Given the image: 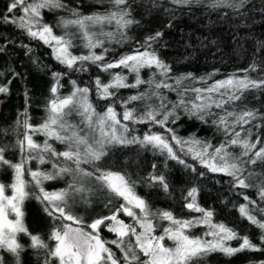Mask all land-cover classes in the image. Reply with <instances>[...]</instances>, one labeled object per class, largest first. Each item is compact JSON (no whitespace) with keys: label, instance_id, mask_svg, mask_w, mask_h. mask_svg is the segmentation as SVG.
<instances>
[{"label":"snow or ice","instance_id":"1","mask_svg":"<svg viewBox=\"0 0 264 264\" xmlns=\"http://www.w3.org/2000/svg\"><path fill=\"white\" fill-rule=\"evenodd\" d=\"M172 2L176 5H190L199 0ZM245 2L246 0H212L210 6L239 8ZM110 3L111 8L104 12L84 15L77 8L68 7L62 0H11L8 13H13L19 8L22 15L3 17L4 23L16 25L32 39L49 45L55 59L67 69L87 71L84 64L91 62L103 72L111 73L112 69L124 68L135 74L133 84H129L128 77L119 72L111 73L107 82L97 77L93 83L99 99H114L122 88L147 85L148 91L118 101L124 106L122 113L117 111L116 103L109 104L103 112H98L90 99L92 88L81 87L75 80H71L72 90L67 95H61V80L65 73L53 72L51 98L46 105L45 119L33 125L26 107L22 113L24 119L18 120L16 128L11 130L17 132L18 136L15 144L20 152L18 162L13 163L6 159L8 145L0 144V167L7 166L13 172L10 184L0 182V252L11 254L14 264H21V253L25 246L18 239L20 234L29 237V247L43 250V264H52L53 260L56 264H121V259L124 264H200L201 258L213 252L232 256L245 250L264 251V247H261L264 245V208L256 207L254 213L253 207L250 206H255L257 201L250 197L244 196L247 203L239 206V212L261 230L260 244L253 243L248 236H239L233 228L223 223H213L214 212L201 207L197 201V187L193 186L187 191L186 198L189 202L186 207L201 213V216L179 219L170 211L153 212L148 201L136 192L137 182L130 175L123 171H113L101 163L108 157L111 146L139 144L141 147H151L166 155L168 159L195 171L194 167L187 165L177 154L175 144L180 146V152L192 156L209 171L232 177L235 187L257 188L259 199L264 201V174L258 176L254 171H248L249 166H255L258 162L264 165V143L258 134L255 140L252 139V129L259 130L264 127L262 123H254L264 121V113L255 108H228L229 105L242 101L245 92L264 90V76L254 79L248 75L257 69V65L253 63L243 70V76L233 74L204 88H189L184 85L185 80L192 78L191 74L176 77L174 85L170 84L167 80L172 79L169 75L171 66L151 49L152 42L163 35L160 32L147 38L142 46L144 50L138 48L131 54L120 56L118 60L105 62V54L108 51L104 47L105 39L113 40L118 36L117 42H123L128 39L127 30L134 23H138L132 18L129 0H110ZM43 9H66L72 18L60 17L55 26L43 23ZM105 25H113L114 30L103 31ZM96 26H100L99 31L93 30ZM54 27L64 29L63 34L57 35ZM70 27L75 31H69ZM77 34L83 37V46L89 49L87 55H75L72 52ZM97 47L103 49L102 54L94 51ZM28 51L30 52L31 48H28ZM153 67L158 70L161 79H156V72L152 74L151 79H143L141 70ZM2 75L0 73V76ZM10 84L11 80L0 84V94H7ZM162 89L177 91L180 97L170 109ZM189 91L195 93L192 100L184 98ZM27 96L25 91V97ZM153 97L159 101L158 104L150 103ZM132 101L143 102V109L138 111L127 107ZM181 107L190 116L205 123L207 117H214L212 123L224 132V142L217 146L195 136L185 140L177 136L172 128H167L170 118L173 122L179 118L175 110ZM213 108L222 110L223 114L214 112ZM73 116H79V122H73ZM126 122L160 125L166 129L168 135L147 132L142 137H129L132 130ZM245 125L249 127L245 128ZM21 127L22 134L18 131ZM7 134V131L0 130V135ZM37 135L45 137L42 143L34 139ZM53 142L63 145L64 150L58 151ZM233 148L239 149V152L230 150ZM32 161L39 165L50 164L51 171L40 168L33 170L29 167ZM155 167L153 165V169ZM26 172L31 177L30 181L25 179ZM65 176L70 178L65 188L48 191L43 186L45 181L62 179ZM254 177L259 183L254 182ZM144 179L150 185L158 184L165 191L169 188L163 173L153 171ZM94 188L106 190L109 194L105 207H108L113 199H122L123 203L112 210L110 215L85 223L83 217L74 211V205L77 203V197L79 203H90ZM9 189L11 195L7 194ZM30 197L44 204L48 215L59 222L58 226H53L48 240L39 234L31 233L25 225L23 205ZM121 213L132 218L133 223H125L120 219ZM157 220L169 222L167 227H162L159 235L156 234L158 224L154 223ZM199 224L209 226L210 231L205 233L204 237L211 236V239L189 234L188 230ZM101 226L114 233L116 239H103L100 234ZM166 239L172 241L171 246L165 244ZM234 239L241 241L238 247L228 244ZM48 241L52 242L51 246ZM109 245H114L120 250L121 259L117 258ZM0 264H5L2 254ZM259 264H264V261Z\"/></svg>","mask_w":264,"mask_h":264},{"label":"trees","instance_id":"2","mask_svg":"<svg viewBox=\"0 0 264 264\" xmlns=\"http://www.w3.org/2000/svg\"><path fill=\"white\" fill-rule=\"evenodd\" d=\"M70 8H77L84 15H91L97 12H104L111 8L110 0H62ZM212 0H199L190 5H176L172 0H129L132 9V18L138 23H134L127 30L128 39L118 43L117 36L110 43L105 62L118 60L120 56L133 53L136 49L144 50L142 46L149 36H154L157 32L163 33L161 37L152 42L151 49H154L159 57L171 66L172 79L168 83L174 85L176 77H184L191 74L190 79L184 81V85L189 88H204L213 84L217 80L227 79L233 74L243 76L244 69H248L253 63L257 65L256 71L249 72L252 78L264 76V0H246L244 5L235 7H211ZM11 0H0V84L11 80L9 92L0 94V130L7 131V135H0V144L8 145L5 152L6 159L16 162L20 158L19 149L15 147L18 138L17 132L11 131L16 128V122L24 119L22 113L27 107L30 122L33 125L41 123L46 117V105L51 98L50 88L53 85V72L65 73L60 89L61 95H67L72 90L71 80H75L81 87H90V99L96 106L98 112H103L112 103H116L117 111L122 113L124 106L118 101L126 100L139 92L148 91L147 85L139 88H122L114 99L101 100L97 97L94 80L100 77L102 81L106 79L108 72L91 62L85 63L87 71H74L67 69L60 64L52 52L49 45L42 41L34 40L27 33L11 23H4L5 15L19 16L21 10L16 9L13 13H8L7 9ZM59 17L72 18L66 9H43L42 18L50 25H57ZM54 31L59 32L58 27ZM27 45L28 47H25ZM31 48V51H28ZM76 53V54H75ZM79 52H73L78 55ZM87 55V54H86ZM125 70V69H123ZM156 72V79H161L158 70L154 67L141 70V77L145 80L152 78ZM117 73V72H113ZM128 77L127 82H135L134 73L120 71ZM14 74H19L14 75ZM205 77V80H201ZM208 77H211L208 79ZM25 91L28 96L25 97ZM162 94L168 102L169 109L180 97L177 91L172 89H162ZM195 93L189 91L185 94L186 100H192ZM154 105L159 101L153 97L150 101ZM127 107L135 108L138 111L144 107L143 102L132 101ZM235 107L237 110L247 108L259 109L264 113V90L256 89L245 92L242 101L229 105V110ZM176 115L179 117L172 121L170 118L167 128H172L176 135L187 140L195 136L199 140L208 141L213 145H219L225 140V134L212 123L214 117H207V122H202L194 116H190L185 110L177 108ZM214 112L223 114L222 110L213 108ZM74 117V116H73ZM72 117V120L76 121ZM77 119L79 116H75ZM132 130V135L143 136L147 132L164 133L168 135L165 128L152 123L126 122ZM262 123L264 121H255ZM249 127L248 125L244 126ZM239 131V127H237ZM19 133L22 134L21 127ZM252 139L255 140L257 134L261 142L264 143V127L259 130L253 128ZM22 138V135L20 136ZM39 142L40 135L34 137ZM54 146H63L58 142H53ZM174 144V142H173ZM177 154L185 160L187 165L195 168L185 167L175 160L168 159L166 155L160 154L151 147H141L139 144L127 146H111L108 157L103 166L113 171H123L137 182L136 192L142 196L153 212L170 211L176 218L193 219L199 218L201 213L194 212L186 207L189 202L187 191L195 186L199 189L197 201L205 209L212 210L214 216L213 223H223L233 228L239 236H248L253 243L260 244L261 230L252 225L239 212V206L247 203L244 196L257 201L253 207L264 208V201L259 199L257 188L252 187L242 189L235 187L233 178L223 173H213L201 165L198 160L190 155L179 151L178 145L174 144ZM259 147V145H258ZM239 152V149H230ZM32 163L29 166L32 167ZM155 165V169H153ZM50 165H42L43 170H50ZM88 168L90 166L84 165ZM10 168L0 167V182L8 184L10 182ZM163 173L169 183V188L165 191L158 184L150 185L145 182V177L152 173ZM248 171H254L258 176L264 174V165L259 162L255 166H249ZM202 173V175H201ZM25 179L31 180L26 175ZM68 177L62 179L45 181L46 190H59L65 188ZM254 182L259 180L254 177ZM34 190V189H30ZM109 199L106 190L96 189L90 196V200L95 203L91 209L75 210L76 214L83 217L85 223H91L93 219L110 215L112 210L123 203L122 199H113L112 203L105 207ZM24 222L29 231L39 234L45 240L53 229L59 224L45 211V205L34 197L25 200L23 205ZM120 219L125 223H133L132 218L120 214ZM259 218V216H258ZM156 234H161L162 227L169 225L168 221L157 220ZM139 231V229H138ZM208 225L199 224L188 230L189 234L204 237L209 232ZM101 237L105 240L116 239L111 233L101 226ZM211 239V236L204 237ZM19 241L25 246L21 253V264H43V250L29 247L30 239L24 234H20ZM170 240H165L166 245H170ZM50 246L51 241H48ZM241 241L234 239L228 244L238 247ZM121 259V252L114 245H109ZM264 247V245H261ZM5 257V264H14V258L9 253L0 252ZM8 257V259H7ZM264 261V251L254 252L245 250L232 256H227L221 252H213L201 258L200 264H259ZM52 264H56L53 260ZM121 264H124L121 259Z\"/></svg>","mask_w":264,"mask_h":264},{"label":"rangeland","instance_id":"3","mask_svg":"<svg viewBox=\"0 0 264 264\" xmlns=\"http://www.w3.org/2000/svg\"><path fill=\"white\" fill-rule=\"evenodd\" d=\"M21 15H22V11H21ZM43 23H45L44 22V20H43ZM59 28V32H57V31H55L56 32V34L57 35H60V34H63V31H64V29H62V28H60V27H58ZM69 31H75V29H73V28H69L68 29ZM94 31H99L100 30V26H96L94 29H93ZM114 30V26L113 25H105L104 27H103V31H105V32H107V31H113ZM114 40V39H113ZM113 40H108V39H105V42H104V47L105 48H109L110 47V43L113 41ZM74 45H75V48H77L78 50H80V51H82L81 53H85V54H88L89 53V49L88 48H86V47H84L83 45H84V40H83V37L82 36H80L79 34H77V37H76V39L74 40ZM97 54H102L103 53V49L102 48H99V47H97L95 50H94ZM129 54H131V53H129ZM126 55V54H125ZM124 68H116V69H112L111 70V73H113V72H120V71H125V73L127 74L128 72H130L128 69H125V70H123ZM111 73H107V75H106V79H104V82H107L110 78H111ZM125 75V74H124ZM128 75V74H127ZM135 75V74H134ZM134 78H135V76H134ZM135 80V79H134ZM76 121H74V120H72L73 122H79V119H80V117L77 119L75 116L73 117ZM72 119V118H71ZM45 139V137H43L42 135H40V139H39V142H43V140ZM58 151H62V150H64V146H58V149H57ZM16 162H18V161H16ZM13 163H15V162H13ZM50 165V164H49ZM83 167H84V165H82ZM29 167H31V166H29ZM50 167V170H48L47 169V171H51V165L49 166ZM33 170H35V169H37V168H40V169H42L43 170V168H42V165H39L36 161H33V163H32V167H31ZM10 182L8 183V184H10L11 182H12V179H13V172H12V170H10ZM26 175H27V172L25 173V177H26ZM65 177H67V176H65ZM62 180H63V178H62ZM70 181V178L68 177V180L66 181L67 183H66V185H65V187H67V184H68V182ZM95 188H94V192H95ZM50 191H55V190H50ZM7 194L8 195H11V190L9 189L8 191H7ZM94 202H93V200H90V203H88V204H84V203H79V197H77V203L74 205V209L75 210H83V209H91V208H93V206H94ZM170 242V245H172V241H169ZM7 259H8V257H7ZM22 259V258H21Z\"/></svg>","mask_w":264,"mask_h":264},{"label":"bare ground","instance_id":"4","mask_svg":"<svg viewBox=\"0 0 264 264\" xmlns=\"http://www.w3.org/2000/svg\"><path fill=\"white\" fill-rule=\"evenodd\" d=\"M20 10V9H19ZM43 11V10H42ZM60 17L57 19V23L59 21ZM43 20V18H42ZM46 23V22H45ZM72 52H79L78 55H86L85 53H81L82 51L78 50L77 48H75V46L72 49ZM76 54V53H75Z\"/></svg>","mask_w":264,"mask_h":264}]
</instances>
